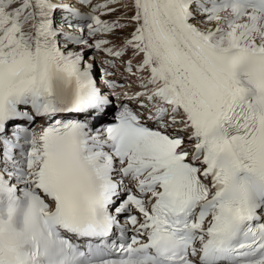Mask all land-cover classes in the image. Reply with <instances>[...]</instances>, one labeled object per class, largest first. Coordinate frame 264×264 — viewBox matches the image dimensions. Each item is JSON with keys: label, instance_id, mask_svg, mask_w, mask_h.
<instances>
[{"label": "snow or ice", "instance_id": "6c2138e0", "mask_svg": "<svg viewBox=\"0 0 264 264\" xmlns=\"http://www.w3.org/2000/svg\"><path fill=\"white\" fill-rule=\"evenodd\" d=\"M0 264H264V0H0Z\"/></svg>", "mask_w": 264, "mask_h": 264}, {"label": "bare ground", "instance_id": "6f19581e", "mask_svg": "<svg viewBox=\"0 0 264 264\" xmlns=\"http://www.w3.org/2000/svg\"><path fill=\"white\" fill-rule=\"evenodd\" d=\"M108 18V17H107ZM110 19L112 18V17H109Z\"/></svg>", "mask_w": 264, "mask_h": 264}]
</instances>
